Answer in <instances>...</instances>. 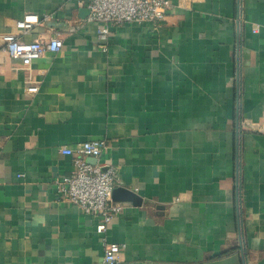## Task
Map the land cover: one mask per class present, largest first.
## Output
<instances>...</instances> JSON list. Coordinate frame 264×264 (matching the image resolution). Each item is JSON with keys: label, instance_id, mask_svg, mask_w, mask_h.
I'll return each mask as SVG.
<instances>
[{"label": "crops", "instance_id": "1", "mask_svg": "<svg viewBox=\"0 0 264 264\" xmlns=\"http://www.w3.org/2000/svg\"><path fill=\"white\" fill-rule=\"evenodd\" d=\"M170 2L102 38L78 0H0V34L37 14L22 39H63L29 71L0 49V264H101L97 218L56 192L60 148L99 139L120 264H264V0Z\"/></svg>", "mask_w": 264, "mask_h": 264}, {"label": "built area", "instance_id": "2", "mask_svg": "<svg viewBox=\"0 0 264 264\" xmlns=\"http://www.w3.org/2000/svg\"><path fill=\"white\" fill-rule=\"evenodd\" d=\"M86 7L88 14L85 23L92 25L102 38L109 35L111 26L122 24L156 23L165 20L172 12L170 0H78ZM51 17L37 14H25L15 21L13 33L0 34V49L8 53L13 60L20 62L19 69L29 71L33 63L43 57L46 52H58L63 47L62 35L52 32L50 37L25 41L20 36L30 32L41 21H49ZM253 32L257 28H252ZM39 76L46 75L41 68ZM39 89V82L28 79L23 88L25 97L34 98ZM108 149L105 139L77 142L71 147H61L60 152L73 158V171L61 180L56 181V192L61 199L77 208L84 215L97 218L96 232L101 238L103 255L101 264H120V253L124 244L111 242L107 238V230L113 218L125 206L113 201L112 194L116 185V170L102 159ZM86 158L96 159L95 164Z\"/></svg>", "mask_w": 264, "mask_h": 264}, {"label": "water", "instance_id": "3", "mask_svg": "<svg viewBox=\"0 0 264 264\" xmlns=\"http://www.w3.org/2000/svg\"><path fill=\"white\" fill-rule=\"evenodd\" d=\"M87 162H89V163H91V164H95L96 163V159H93V158H88L87 159ZM117 191H115V189H113V194H112V199H113V201H117L116 199H115V193H116ZM128 201H132L131 199H128Z\"/></svg>", "mask_w": 264, "mask_h": 264}]
</instances>
